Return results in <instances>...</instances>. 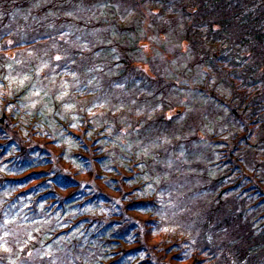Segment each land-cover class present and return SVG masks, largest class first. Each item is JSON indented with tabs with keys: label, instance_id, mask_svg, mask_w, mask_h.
<instances>
[{
	"label": "trees",
	"instance_id": "obj_1",
	"mask_svg": "<svg viewBox=\"0 0 264 264\" xmlns=\"http://www.w3.org/2000/svg\"><path fill=\"white\" fill-rule=\"evenodd\" d=\"M0 264H264V0H0Z\"/></svg>",
	"mask_w": 264,
	"mask_h": 264
},
{
	"label": "rangeland",
	"instance_id": "obj_2",
	"mask_svg": "<svg viewBox=\"0 0 264 264\" xmlns=\"http://www.w3.org/2000/svg\"><path fill=\"white\" fill-rule=\"evenodd\" d=\"M75 2H76V1H75ZM76 4H77L76 6H78V5H80L81 3H80V2H77ZM143 38H144V39H147L148 41H152L150 37L144 36ZM161 42H164V41H161ZM179 42L181 43V41H178V40H177V43H179ZM149 43H150V42H149ZM182 48L184 49V47H182ZM148 49H149V52H150L153 48H151V47L149 46ZM165 57H166V58H169L168 55L165 56ZM176 110H177V109H174V110H172L171 112L173 113V112H175ZM173 137H174V136H173Z\"/></svg>",
	"mask_w": 264,
	"mask_h": 264
}]
</instances>
